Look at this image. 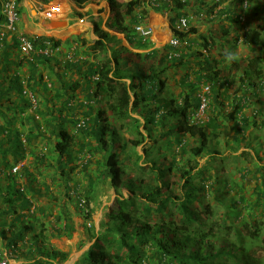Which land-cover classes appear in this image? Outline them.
Returning <instances> with one entry per match:
<instances>
[{
  "label": "trees",
  "instance_id": "16d2710c",
  "mask_svg": "<svg viewBox=\"0 0 264 264\" xmlns=\"http://www.w3.org/2000/svg\"><path fill=\"white\" fill-rule=\"evenodd\" d=\"M48 1L44 0L45 3ZM94 1L73 0L78 8ZM106 1L110 8L105 24L107 30L124 35L133 49L145 51L152 47V43L143 40L136 31L137 26L146 22L147 10L169 14L172 38L179 45L174 47L168 43L148 52L132 53L131 58L121 64L119 54L107 56L109 34L97 26L99 40L90 49L102 58L98 55L96 63L87 73L81 72L83 64L80 60L73 62L72 57L60 60L66 72L74 69L78 78L67 83L64 81L66 77H63L60 88L64 90V96L58 98L60 108L54 116V113L40 110L37 88H42V92L48 88L47 84L44 83V87L40 84L43 77L38 65H49L55 59L53 53L56 49L61 50V41L27 35L35 49V54L28 59L23 55L21 58L13 34H0L3 55H9L6 50H16L20 57L16 67L19 69L24 62L29 68L27 74L19 70L10 73L7 57L0 69V119L4 121V125L0 126V172L5 174L6 181L0 194V200L5 205L0 210V246L2 241L5 242V253L12 256L18 253L19 245L26 247L25 232L32 231L31 242L27 243L22 254L29 261L27 264H62L68 258V253L47 247L49 239L44 236L46 228L42 223L39 224V232H34L32 221L36 219V213L31 212L30 201L26 198L28 192H32V186L28 187L30 182L20 183V175L12 172L13 167L26 156L37 158L40 155L35 152V145L42 137L40 132H35L40 129L37 116L50 125L55 122L63 125H59L55 142L51 144L60 159L71 157L73 162L83 159L82 167L86 171L93 157L99 156L98 162L93 163L100 165L101 170L91 180L97 183L108 178L116 195L115 207L109 213L105 232L100 233L94 227L86 229L92 244L75 264H264V238L261 237L264 232V174L247 192L245 183L250 181V170L247 168L242 170L247 175L230 181L236 198H229L224 207L228 211L231 206L232 217L236 220L241 210L246 212L244 217L247 218L227 227L224 225L228 221L227 215L224 214L221 221L214 220L210 206H203L198 194L200 191L206 196V188L209 187L205 182L209 176L216 184L220 183L219 178L217 180L213 177L215 174H210L206 181H200L201 185L192 182L199 166L195 159L205 155L211 159L220 158L218 152L209 147L211 142L219 141L222 134L228 136L231 130L235 134L233 142L239 145L246 140L242 130L248 127L249 122L256 125L255 114L249 117L243 113L249 102L245 87L252 94L257 87L264 93V58L253 55L240 65L238 61L227 64L221 52L214 55L213 52L221 48L217 38L198 32L191 23V14L196 19L200 16L207 18L202 13L199 0L194 4L191 0ZM20 2L18 0V6ZM254 9L256 12L264 10L259 4ZM207 11L209 8L204 10L205 13ZM181 18H185L188 25L178 30L176 24ZM229 19L233 23L238 22L237 18ZM2 21L5 25L4 18ZM262 21L263 25H258V28L242 29L235 41L237 39L249 50L264 45V19ZM228 34V28H224L223 36ZM8 35L11 36V44L7 42ZM79 43L81 47L85 45V41L79 40ZM170 71L181 73V78L175 82V86L179 87L177 94L167 88L168 80H174L169 77ZM82 79L92 82V86H87L92 89L91 98H100L99 103L103 102L105 109L93 114L87 103V111H83L82 118H77L78 111H75L73 100L76 92L84 86ZM236 79V88L230 92ZM205 88L208 91L205 92ZM203 100L207 122L196 116ZM33 106L36 107L33 111L35 116L28 112ZM227 108L229 112L225 111ZM64 113L70 115L63 117ZM140 119L144 121L142 124ZM29 124L35 130H21V126ZM157 127L160 138L172 136L173 140L167 142L164 148L166 152H171L174 145L177 150L172 155L178 153L183 158L188 151L190 156L184 161L181 159V164L171 156L152 157L154 149L161 150L156 147L159 137L157 139L152 133ZM211 127L213 129H209ZM182 137H189L193 143L189 144ZM147 140L150 145L145 144ZM74 144L78 145L75 153ZM140 145H143L141 155L137 152ZM123 154L126 155L124 162L119 157ZM141 159L143 163L139 164ZM60 164L65 174L66 166ZM124 164L129 165L127 170ZM75 167L70 170L74 171ZM70 170L67 169L68 176ZM135 170L140 174L133 175ZM173 170L177 172V178ZM166 174H171L175 180L167 179ZM227 186L228 183L223 182L222 188L226 190ZM226 194L227 190L223 197ZM86 199L88 202L91 200L89 197ZM215 201L221 204L217 197ZM90 212L92 214L89 210V214L84 216L85 220L91 218ZM251 213L259 214L256 218L260 223L256 220L250 222ZM9 216L14 219L7 225L5 220ZM16 219L21 225H15ZM26 219L32 221L25 222Z\"/></svg>",
  "mask_w": 264,
  "mask_h": 264
},
{
  "label": "crops",
  "instance_id": "0c3cea01",
  "mask_svg": "<svg viewBox=\"0 0 264 264\" xmlns=\"http://www.w3.org/2000/svg\"><path fill=\"white\" fill-rule=\"evenodd\" d=\"M53 5H60L61 14L51 19H47L45 17V11L50 9ZM19 7L20 17L17 26L19 33H23L28 36L54 38L61 41V52L59 49H56L53 53V56L56 55L55 59L49 65H38V70L43 77L42 83L40 84L44 87L45 83L47 84L48 88L47 91L45 90L44 92H42V88H37L39 91L36 93L37 98L41 103L40 110L43 112L47 110L48 114L54 113V116H57V109L60 108V102H57L58 98L64 96V90L60 88V83L63 81V77H66V80L64 79L65 82L68 79L73 80L78 78L76 72H74V69L72 71L69 70L70 72H66L65 67L61 64L60 60L70 57L73 58V62L80 60L81 64H83L81 72L87 73L90 67L96 63L95 60L99 55L95 54L90 49V47L94 45L97 40H99V37L96 33L97 26L99 27V30L109 34L110 41H108L107 56L111 57L112 54H119L118 56L121 59V64L125 62V59L131 58L130 55L132 53H144L151 49L160 48L162 44L164 45L168 43L172 37L167 19H165L162 15L157 14L153 10H147V24L148 27L152 29V35L149 38L150 43H152V47L145 51L133 49L128 44L124 35L107 30L105 24L108 17L110 16V8L106 0H96L85 5L83 8H78L73 0H49L47 3H45L44 0H21L20 6H18V8ZM2 20L3 18L0 9V34L4 35L5 33H8V30L5 28ZM10 38L11 36L8 35V44H11ZM79 40L85 41V45L81 47ZM6 51V54H9L8 56L3 55V44H0V69L3 68L2 66L5 64L6 58L8 57V61H10L11 56L13 61L12 63L10 62L11 68L8 65L9 71L13 69L19 70L20 73L23 72L24 74H27L29 68L26 63L23 62L19 69L16 67L15 63L18 62V58L20 59L18 52L16 50L13 51L12 49ZM66 55L68 56L66 57ZM20 56L22 58L21 54ZM100 58L102 57L100 56ZM126 68L127 66L125 69ZM1 80L2 78H0V81ZM82 80L84 86H82L76 92V98L73 100V102H75L74 106H76L75 111H78L77 118H82L81 116H83V111H87V103L91 107L93 114H96L100 109H105L104 104L99 103L100 98H91L92 89L89 90L87 86H92V82H85L84 79ZM63 100L64 98L61 99V101ZM34 108L36 107L33 106V108H30L28 111L30 113H28L29 115L35 116L33 112ZM69 115L70 114L64 113L63 117ZM35 118L40 122V129L39 131L35 132H40L42 134V137L38 139L35 145V152L37 151L40 155L37 158H35L34 155H28L23 161H21V163L13 167V169L17 168L15 172L20 175V183L27 182L28 184L30 182L28 187L31 188L32 186V192H28L26 198L30 201L31 212H35L37 217L33 221L30 219V222L32 221V223H35V225L37 224V227H39L40 223H44L42 221H45V219L51 220L52 218L50 215L52 216L54 214L55 216L53 219L55 218L56 221L52 220L53 222L51 223L50 228L48 224H43L46 228L44 236L50 240L66 239L70 236V241H73L72 243L76 244L78 242V244H84L82 241L79 242V237L81 236L80 228H82L80 227L81 220L79 217H77V215H74L78 210L75 209L77 199L80 198V192L76 189L81 186L77 184L78 178L74 177L76 176L74 175L75 170H70L73 169V167L77 164V161L75 160L73 162L71 157L60 159L51 145L55 142V132L60 129V126L63 127V125H57L58 122L50 125L45 120L41 119V117L39 119L37 116H35ZM1 125H4V121L0 119V126ZM18 126L19 124H17V127ZM20 128L24 132L35 130V128H32L31 124L27 126H21ZM99 158L100 157L97 155L94 156L93 162H97ZM93 162L91 164H96ZM60 163H63L66 166L64 172L67 173V169L70 170V178L67 177L68 175L63 173V167H61ZM94 182L95 181L92 180L82 182L85 189L83 190V193H81L82 196H104L102 190H100L97 186L99 182H95V184H93ZM103 182L107 185L106 194H109L110 196V203L114 201V204H111L113 207L115 205L116 198L115 192L108 184V178H103ZM5 184V174L0 172V194L1 190L5 188ZM89 188H92L93 190H90ZM124 190L125 189H123V191ZM89 202L91 209H93V201L91 202L90 200ZM2 204L3 202L0 200V206ZM50 205L54 209L53 212L49 210L48 206ZM4 206H2L0 210L4 209ZM67 211L69 214L73 213L71 217L65 216ZM23 212L25 213V211ZM60 216L62 217L63 224H57V220L60 218ZM12 219H14V217L9 216V219L6 217V224L10 225ZM15 222L19 221L16 219ZM25 222H28V219H26ZM19 225H21L20 222ZM66 225L67 227H65ZM69 232H71L72 235H69L71 234ZM60 234L62 235L59 236ZM52 235L53 237L51 238Z\"/></svg>",
  "mask_w": 264,
  "mask_h": 264
},
{
  "label": "rangeland",
  "instance_id": "374dc122",
  "mask_svg": "<svg viewBox=\"0 0 264 264\" xmlns=\"http://www.w3.org/2000/svg\"><path fill=\"white\" fill-rule=\"evenodd\" d=\"M119 1L124 2V1H129V0H119ZM242 1L243 3H239L240 0H199L200 6L202 5L201 6L203 10L202 13L206 14L207 18L206 17L202 18V16H200L199 19H196V17L193 14L189 13L191 14V17H192V20H191L192 26L197 28V30H199L198 32H201L204 35L210 34V36H215L217 38L218 47L221 46V48H218L217 51L213 52V54L215 55V53L217 54V52L218 53L221 52L224 54V52L228 50L238 52L240 56V59L238 60V62L240 65H244L245 61L253 55H261L264 58V45L258 46L254 48V50H249L248 47L239 43L237 39L235 41V37L240 35V33L242 32V29L258 28V25L259 26L263 25L262 20L264 19V10H260L256 12L254 8L258 4L261 6V9L264 8V0H247L246 4H245V0H242ZM195 2L197 3L198 1L191 0L192 4H194ZM206 8H209V11H207V13L204 12ZM157 14L162 15L165 19H167L169 23L170 16L168 13H164V14L157 13ZM233 17L237 18L238 22L233 23V21L229 19ZM142 27H146V28L148 27L147 20L142 25ZM224 28H228V31H229L228 36H223ZM170 34L171 36H173L172 32H170ZM163 42H167V41H163ZM164 45L162 44V46L160 47H163ZM216 58H219V57L216 56ZM12 61H13V58H11L10 56V61H8L6 64H9V67H10V62L12 63ZM13 71L14 70L12 69L10 73H13ZM224 73L225 75L227 74L226 71ZM168 74H169V77H172L174 80H171V79L168 80L167 88L173 94H177V92L179 91V87L175 86V82L179 80V78H181L180 77L181 73L177 72V74H173L172 71H170ZM70 80L68 79L66 82L68 83ZM237 83H238V80L236 79L235 83H233L232 86L230 87V92H232V90L236 88ZM246 89L248 88L245 87V91H246L247 98H249V102H248V106L244 109L243 113L249 117L255 114V117H256L255 126L254 124L249 122L248 127H246L245 129L244 127H241V129H244L242 130V132H244V138H246V140L242 141L239 145H237V143H234L232 140V137L235 136V134L233 131L230 130L228 131V136L222 134L219 137L220 138L219 141H213L209 145L212 151L218 152V155L220 156V158L211 159L209 158V156L205 155L204 157L195 159V161H197L199 166L197 170L195 171L196 173L192 179V182L194 184L201 185L200 181H202L203 179H205L206 181V178L210 174H215L213 177H215L217 180L219 178L220 180V183L216 184L213 182V180H211V177L209 176L207 181L205 182V185L209 187V188H206V191H207L206 196H204V194L201 193L200 191L198 192V194H199V199L201 200L202 205L210 206V211L213 213L212 218L214 220L218 219V221H221L222 216H224V214L227 215L228 221L225 222L224 224L225 227H227L230 223L241 220L242 218H245V219L247 218V217H244L246 216L245 215L246 212L241 210V212L239 213V218L238 220H236L234 219V216L232 217L233 210L231 209V206L228 211L224 207L225 203H228L229 198L231 197L236 198V192L233 190L230 181L233 179H237V180L240 179V175H243V174L247 175L248 173L242 171L243 169L247 168L248 170H250V173L248 174V179H250V181H247L245 183L247 184L245 188L247 192V191H250V189L254 185L257 184V178L259 179L260 175L264 174V124H262V122L264 121V110H263L264 93L258 91V87L256 88L255 94H252L251 90L248 91ZM225 111L229 112V109L227 108V110ZM257 111L259 112L258 114H257ZM203 112H201L199 109L196 116H200V118H204L203 121L207 122L206 117H205L206 115ZM143 122L144 121L140 119V123L142 124ZM155 129L156 130L152 131V133L156 135L158 139L160 129L158 127ZM209 129H213V128L211 127ZM161 132H164V131H161ZM143 133L145 135L147 134L145 131H143ZM188 138L189 137H186L185 139L183 138V140H185L189 144L193 143ZM171 139H172V136H169L165 139L159 137L158 144H156V147L161 148V150L154 149V151L152 152V157L162 158L164 157L163 155H165L166 157L171 156V157H175L177 161H179V164H181L180 163L181 159L182 161H184L190 155L188 154V151H186V153L183 154V158H181L178 153H177L178 155L176 153L175 155H172V152L177 150L174 145H173V148L171 149V152L170 151L166 152L164 148L167 146L166 143L171 141ZM77 144H74L73 146L74 153L76 152V148H78ZM145 144L150 145V142L147 140ZM142 147L143 145H140L137 148V152L140 155L142 154ZM119 157L121 160H123V162H124V159H126L125 154L119 155ZM76 163H77L75 165L76 167L74 168L75 170L74 175L76 176L74 177L78 178L77 184H79L81 187H78L76 189L80 192V195H79L80 198L78 199L76 198L77 203H76L75 209H78V210L75 212L74 215H77V217H79L81 220L80 227L82 228H80L81 236L79 237V242L82 241L84 242V244H78V242L76 244L72 243L73 241H70L71 239L69 236V235H72L71 232H70L71 234L68 235L69 237L66 239H51V240L49 239L47 242L48 248H53L54 250L68 253L67 260L65 262H62V264H75L79 260L81 255L84 252H86L88 248L90 247V245L92 244V241L89 240V234L86 233V229H91L92 227H94L96 231L98 232L100 231V233H104L105 228L108 224L109 213L115 207V205L113 207L111 206V204L112 205L114 204V201L110 203V196L109 194H106L107 185L103 182V179H100V182L98 183L97 186L99 187L100 190H102V193L104 196H100V197H98L97 195L96 196L91 195L92 197L87 196V195L85 197L82 196L81 193H83V190H85L82 182L83 181L86 182L87 180H91L95 178V175H97V173L101 170V166L98 164H91L88 166L86 171H84V168L82 167V164H84L83 159H81L80 162L77 161ZM142 163H143V159L139 160V164H142ZM126 164H124L126 166V167L124 166L125 170L129 168V165L127 166ZM259 168L261 169L260 171H259ZM172 173L175 174L177 178V172L173 170ZM138 174L140 173H138L136 170L133 173V175H138ZM65 175H67L66 172H65ZM67 177L70 178L69 176ZM166 178L172 181L175 180V178H173L171 174H166ZM223 182L228 183V186L226 188V190L228 191V194H226L227 196L224 195V197H223V194L226 190L222 188ZM89 189L93 190L92 188H89ZM108 189H109V186H108ZM123 194L126 195V190L123 191ZM86 197H89L91 199V202L93 201V207H92L93 209H91L89 205L90 202L87 201ZM216 197L219 199L221 203L220 205L215 201ZM79 200L85 201V207L79 206ZM223 200L225 201L224 203H223ZM2 206H4V204L0 206V209L2 208ZM48 207H49V210H51L52 212L54 211L51 205ZM89 210L92 211V214L90 212L91 218L88 220H85L84 216H87V214H89ZM72 214L73 213L69 214V212L67 211L65 216L71 217ZM54 216H55L54 214L52 216L50 215L52 219L51 220L45 219V221H42L44 222L43 224L44 225L48 224L50 228L51 223L53 221H56L55 218L53 219ZM250 216L252 218V220L250 221L251 223L252 221L259 222V220L256 218L259 216V214L255 215L251 213ZM60 218L61 220L60 222H57V224L58 223L63 224L62 217L60 216ZM28 222H30V220H28ZM235 224H237V222ZM15 225H19V222H15ZM32 226L35 227L34 228L35 233L39 232V227H37V224L35 225V223H32ZM234 226L236 227L237 225H234ZM263 226H264V223H263ZM32 233H33L32 231L25 232L26 247L28 245L27 243L31 242V237L33 235ZM108 237L113 238L111 236H108ZM261 237L264 238V232L263 234H261ZM4 244L5 242L2 241L1 246H0V250L2 252L6 251ZM21 246L22 245L18 246V250H19L18 253H13L12 256L11 255L8 256L9 264H27V262H29L22 257V254L26 251V247L25 246L21 247Z\"/></svg>",
  "mask_w": 264,
  "mask_h": 264
},
{
  "label": "built area",
  "instance_id": "2783aa9c",
  "mask_svg": "<svg viewBox=\"0 0 264 264\" xmlns=\"http://www.w3.org/2000/svg\"><path fill=\"white\" fill-rule=\"evenodd\" d=\"M1 2V14L5 20V28L15 36L18 49L21 55L27 57L28 59H31L32 55L35 54V49L33 47V44L29 40L26 34L19 33L17 30V26L19 23V13H18V0H0ZM61 14V7L60 5H53L50 9L45 11V17L47 19H51L57 15ZM176 28L179 29H185L187 28V20L185 18H181L177 24ZM136 31L139 32L143 40H148L152 35V29L150 27H142V25H139L136 27ZM170 45L176 47L178 46V42L175 41L173 38H170L169 42ZM45 54H48L45 51ZM96 79V78H94ZM204 91H208V88H205ZM29 97L32 99V96L28 94ZM205 108V102L203 100V103L200 107V111L203 112ZM17 168L13 169V172H15ZM79 206L85 207V201L79 200ZM0 264H9L8 255L5 252H2L0 250Z\"/></svg>",
  "mask_w": 264,
  "mask_h": 264
},
{
  "label": "clouds",
  "instance_id": "9594fccd",
  "mask_svg": "<svg viewBox=\"0 0 264 264\" xmlns=\"http://www.w3.org/2000/svg\"><path fill=\"white\" fill-rule=\"evenodd\" d=\"M247 3V0H245V4ZM172 38V37H171ZM240 59L239 53L234 52L231 50L225 51L224 52V60L226 63H232L234 61H238Z\"/></svg>",
  "mask_w": 264,
  "mask_h": 264
}]
</instances>
